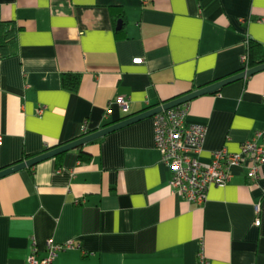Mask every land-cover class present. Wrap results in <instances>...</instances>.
I'll use <instances>...</instances> for the list:
<instances>
[{
  "label": "crops",
  "instance_id": "crops-1",
  "mask_svg": "<svg viewBox=\"0 0 264 264\" xmlns=\"http://www.w3.org/2000/svg\"><path fill=\"white\" fill-rule=\"evenodd\" d=\"M0 22L21 28L0 59V171L240 73L247 39L264 54V0H0ZM186 105L201 162L237 153L264 130V70ZM80 151L0 178V264L49 239L73 244L53 264H264V167L231 168L195 205L170 188L152 117Z\"/></svg>",
  "mask_w": 264,
  "mask_h": 264
},
{
  "label": "built area",
  "instance_id": "built-area-1",
  "mask_svg": "<svg viewBox=\"0 0 264 264\" xmlns=\"http://www.w3.org/2000/svg\"><path fill=\"white\" fill-rule=\"evenodd\" d=\"M140 62V59L133 60L135 64ZM241 63L244 70H247L246 54L242 55ZM116 104L127 113L128 104L125 99L117 98ZM186 104L162 110L152 116L154 145L160 153L161 162L170 170L169 185L172 192L190 204L202 205L210 187L228 184L230 169L233 167L244 168L249 180H257L264 167V145L259 143V140L264 141V130L256 132L251 140L244 142L237 153L220 148L211 153L208 162H201L199 155L206 128L185 122ZM254 224L258 226L259 221L256 220ZM72 247V243L56 244L49 239L45 242L44 255L39 257L32 250L26 263L53 264L60 251ZM199 262L204 264L200 254Z\"/></svg>",
  "mask_w": 264,
  "mask_h": 264
},
{
  "label": "water",
  "instance_id": "water-1",
  "mask_svg": "<svg viewBox=\"0 0 264 264\" xmlns=\"http://www.w3.org/2000/svg\"><path fill=\"white\" fill-rule=\"evenodd\" d=\"M262 70H264V63L260 64L258 66L249 68L247 70H244L238 74L232 75L230 77L222 79L218 82H215L213 84H210V85L205 86L203 88H200L198 90H195L193 92H190L184 96H181L177 99L166 102L160 106H156V107L147 109V110H145L139 114H136V115H128L125 119H123V120H121L115 124L104 127L100 130L92 132V133L85 135L81 138H78L76 140H73L71 142L63 144V145L58 146L56 148H53V149H51L45 153H42L38 156H35L33 158H30L28 160H25L23 162H20L18 164H15L13 166L5 168V169L0 171V178L6 176L8 174L20 171L24 168L32 167L41 161L53 158L59 154L65 153L69 150L81 147V146H83L89 142L97 140V139H99V138H101V137H103L109 133H112L118 129L126 127L130 124L136 123L138 121H141V120H144L147 118H151L153 115L161 112L162 110H167V109L173 108L175 106L185 104V103L189 102L190 100H192V99H194L200 95L215 93L225 85H228V84L233 83L235 81H239L241 79H244L245 77L251 76L254 73H257V72L262 71Z\"/></svg>",
  "mask_w": 264,
  "mask_h": 264
},
{
  "label": "trees",
  "instance_id": "trees-1",
  "mask_svg": "<svg viewBox=\"0 0 264 264\" xmlns=\"http://www.w3.org/2000/svg\"><path fill=\"white\" fill-rule=\"evenodd\" d=\"M21 30L20 27H16L11 22H0V59L11 57L17 52L16 37L18 32ZM247 46V67H255L264 63V54L261 46L250 40H246ZM244 66L240 68L239 72L244 70ZM62 87L68 91H76L79 85V76L74 74H62L61 76ZM92 133V131H85L80 136L83 137ZM81 147L76 148L79 150V157L83 158V153L80 151ZM49 151V150H48ZM47 152V151H46ZM56 157V156H55ZM57 157H59L57 155ZM27 158V157H26Z\"/></svg>",
  "mask_w": 264,
  "mask_h": 264
}]
</instances>
